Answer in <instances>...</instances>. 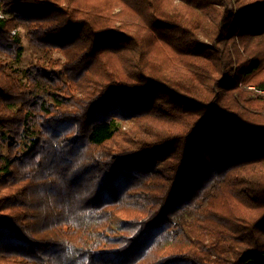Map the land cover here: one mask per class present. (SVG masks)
Returning <instances> with one entry per match:
<instances>
[{"label":"trees","instance_id":"obj_1","mask_svg":"<svg viewBox=\"0 0 264 264\" xmlns=\"http://www.w3.org/2000/svg\"><path fill=\"white\" fill-rule=\"evenodd\" d=\"M0 12V264H264V0Z\"/></svg>","mask_w":264,"mask_h":264},{"label":"rangeland","instance_id":"obj_2","mask_svg":"<svg viewBox=\"0 0 264 264\" xmlns=\"http://www.w3.org/2000/svg\"><path fill=\"white\" fill-rule=\"evenodd\" d=\"M17 32H20L21 34L22 41L25 47V52L21 60H12L11 65L14 69L25 71L32 64H35L40 57H42V51L30 41L29 37L27 36V29L25 27H18L13 31V34H16ZM56 56H59V54H57ZM123 126V128H127L128 125L124 124Z\"/></svg>","mask_w":264,"mask_h":264},{"label":"built area","instance_id":"obj_3","mask_svg":"<svg viewBox=\"0 0 264 264\" xmlns=\"http://www.w3.org/2000/svg\"><path fill=\"white\" fill-rule=\"evenodd\" d=\"M1 14H2V12H0ZM1 16H3V15H1Z\"/></svg>","mask_w":264,"mask_h":264}]
</instances>
